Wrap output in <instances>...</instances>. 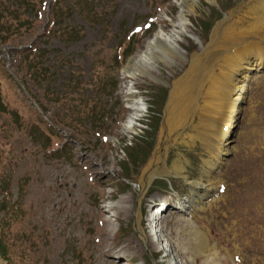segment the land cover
Here are the masks:
<instances>
[{
	"label": "rangeland",
	"instance_id": "obj_1",
	"mask_svg": "<svg viewBox=\"0 0 264 264\" xmlns=\"http://www.w3.org/2000/svg\"><path fill=\"white\" fill-rule=\"evenodd\" d=\"M0 1L4 10L13 3ZM71 1L60 0L50 35L45 30L53 27L55 2L34 0L38 18L31 35L0 45L2 81L3 70L18 82L23 78L14 51L36 42L46 51L51 76L48 98L46 88L28 87L47 113L24 87L21 92L11 80L2 82L8 112L0 114V180L7 183L6 200L20 207L7 221L0 213L11 264H264V3ZM212 8L225 11L205 36L198 19L210 17ZM138 27L152 33L131 56L135 62L118 68L117 47ZM211 45L219 59L198 73L188 112L183 108L190 101H173L174 87ZM239 62L230 94L235 99L244 87V100L226 153L211 154L202 116L220 92L219 80L232 78ZM160 86L168 92L153 152L143 167L130 168L136 184L122 188L124 149L148 129ZM181 109L186 114L179 115ZM102 110L108 117L93 128L89 117ZM146 173L154 176L144 187ZM196 236L204 249H196Z\"/></svg>",
	"mask_w": 264,
	"mask_h": 264
},
{
	"label": "trees",
	"instance_id": "obj_2",
	"mask_svg": "<svg viewBox=\"0 0 264 264\" xmlns=\"http://www.w3.org/2000/svg\"><path fill=\"white\" fill-rule=\"evenodd\" d=\"M13 3L9 5L7 8L1 9L0 8V21L3 20L5 24H8V22L12 19V23L9 25H1L0 24V45L2 46H8L9 44L13 42L12 39L15 38L17 35L18 38H26V36L31 35V33L34 31L35 26L37 24V11H36V4L34 3V0H12ZM54 5L51 8L52 15L54 17V23L52 29L46 28V32L53 34L54 28L58 25L59 21V14H58V5L60 3V0H54ZM81 2H84L82 0ZM73 4V0L71 1ZM83 3V4H84ZM1 5V1H0ZM74 5V4H73ZM221 9L212 8V15L208 17L206 20L200 21L201 25V31L204 33L205 36H208V34L211 32L212 28L214 27V24L219 21L223 17V12ZM29 11L35 12V16L29 17ZM225 11V10H223ZM22 13L24 15H22ZM9 14V15H8ZM22 16L24 18H22ZM149 29H139V27L130 34L129 36H125L123 41L120 43V45L117 47L116 54L114 57L115 64L118 68H122L123 65L126 63V61L133 55L135 52L141 47L144 40H146L150 34L152 33V30ZM49 37V36H48ZM41 42H36L34 44L33 49H27L24 51H14V54L18 55L21 58V62L19 64L21 72H24L23 78L21 76V80L18 82L16 81L13 76H10L8 74L7 70H3V74H5L3 81L11 80L15 86L23 91L24 89L27 91L28 94L34 97L36 99V105L38 108H40L42 111L44 110L45 113L47 111L44 108V101L37 100V97L32 93L31 89L28 87H33L38 90H41L44 88L45 95L48 98L51 93L50 87V71L45 67L46 63H44L43 58L45 56V52L42 49ZM192 52V50H190ZM4 60L0 57V66L4 65ZM2 73L0 72V75ZM0 79V114H7L8 108L7 105L4 102V95H3V82ZM26 87V88H25ZM32 88V89H33ZM157 92L155 95H153V99L151 101V109L149 110L148 114V120L149 124H145L147 126V130H143V134L141 136H137L135 138L138 143L133 147H126L124 149L126 154L125 159V165L126 168L123 167L122 173L123 177L126 180V184L120 185L122 188H125L129 185L136 184L135 182L131 181L129 179L130 170L134 168L135 170H138L139 166L143 167L146 162L148 161L149 157L151 156V153L153 152L155 143H156V135L160 127V123L162 120V112L165 105L166 97H167V88L164 87H157L155 89ZM106 95H110V93L106 92ZM46 98V99H47ZM49 102V99H47ZM17 117V116H16ZM108 117V114H105L102 110L101 113L98 114H91L90 124L93 128H100V125L105 122V119ZM42 124H46L43 122ZM130 165V167H129ZM129 167V168H128ZM140 167V168H141ZM128 170L126 171V169ZM131 168V169H130ZM127 173V174H126ZM159 183H157L158 185ZM160 185V184H159ZM157 187V186H156ZM154 187V189L156 188ZM7 183L4 179L0 180V196H3L2 199H0V213H5L4 221H7L6 218L10 217V212L15 210H20L19 208H16L19 206H16V204H10V201L6 200V193H7ZM14 208V209H13ZM130 233L128 230L126 231H120L119 237L122 238ZM2 234V233H1ZM2 237H0V259L5 264H11L10 259L8 258V250L6 246L3 244ZM149 259V258H148Z\"/></svg>",
	"mask_w": 264,
	"mask_h": 264
},
{
	"label": "bare ground",
	"instance_id": "obj_3",
	"mask_svg": "<svg viewBox=\"0 0 264 264\" xmlns=\"http://www.w3.org/2000/svg\"><path fill=\"white\" fill-rule=\"evenodd\" d=\"M260 2L264 3V0H260ZM263 10H264V4L260 6V11H263ZM261 15L264 17V14H261ZM151 44L152 43H150L149 46H151ZM231 45H228V46L231 47ZM160 50L165 55L169 54V51L164 48ZM218 55L219 53L216 51V47H214V45H211V47H208V49L203 50L202 54L193 60L190 70L187 72L185 78L182 79L180 82L176 83V86L174 87L175 89L173 92V98H174L173 101L176 103L183 101V100L190 101L188 105H186L184 108L182 107L184 110H187L188 112H190L194 109L191 103H193L195 94H196L197 75L200 71H202L203 73L205 70L207 71V69L210 66L214 65L216 60L219 59ZM242 64H243L242 62H239L237 66V70L235 71L236 74H234L232 78L224 77L222 83H220V80H219L218 84H220L219 85L220 92L219 94L217 93L215 95L213 102H211L208 106L206 105L207 106L206 111L204 110L205 114L202 116L203 123H204L203 138L211 154L223 156L226 153L225 146L232 138L234 125L236 124L235 116L237 115V112L240 108L239 106L240 102L244 100V98L241 96L242 94H244L243 92L244 87L239 88L238 94H236L238 96L235 99H233V97L230 94L231 89H232L231 83H233L234 80L236 79V76L240 74L242 70ZM226 106L227 107L229 106L230 108L229 116L226 120L225 125L220 127ZM184 114L186 113L182 111L181 109V112L179 115H184ZM173 120H174L173 117H171V120L169 119L171 126L173 125L172 124ZM172 143H173V139H170L168 143L165 144L163 151L167 149ZM217 163L213 164L212 166H216ZM152 176H154L152 173L145 174V176L143 177V181H142L144 187L148 186L147 185L148 182L153 179ZM195 241H196V249H199V250L204 249V244L202 243V240L199 237L196 236Z\"/></svg>",
	"mask_w": 264,
	"mask_h": 264
},
{
	"label": "water",
	"instance_id": "obj_4",
	"mask_svg": "<svg viewBox=\"0 0 264 264\" xmlns=\"http://www.w3.org/2000/svg\"><path fill=\"white\" fill-rule=\"evenodd\" d=\"M214 30H215V29H213V32H214ZM215 31H216V30H215ZM128 62H129V65H130V64L134 63V62H135V60H134V59H132V58L130 57ZM129 65L125 67L126 71H127V70H129ZM135 229H137V227H136V226H135Z\"/></svg>",
	"mask_w": 264,
	"mask_h": 264
}]
</instances>
